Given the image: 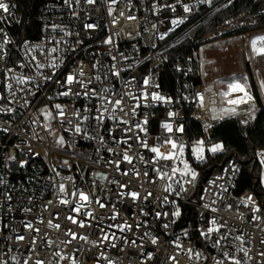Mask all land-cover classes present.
<instances>
[{
    "label": "built area",
    "instance_id": "built-area-1",
    "mask_svg": "<svg viewBox=\"0 0 264 264\" xmlns=\"http://www.w3.org/2000/svg\"><path fill=\"white\" fill-rule=\"evenodd\" d=\"M232 1L39 0L29 30L25 0H2L0 264H264V149L241 191L237 155L203 180L191 150L261 108L226 116L241 100L195 84L194 46L253 20L241 13L201 36Z\"/></svg>",
    "mask_w": 264,
    "mask_h": 264
},
{
    "label": "trees",
    "instance_id": "trees-1",
    "mask_svg": "<svg viewBox=\"0 0 264 264\" xmlns=\"http://www.w3.org/2000/svg\"><path fill=\"white\" fill-rule=\"evenodd\" d=\"M229 0H214L217 9L222 7ZM20 2V0H19ZM26 23L30 30L36 25L35 17L39 0H25ZM241 13L249 14L253 20L245 27L240 28L228 35L242 34L250 31L264 29V0H233L225 8L221 9L213 19L203 28L201 36L216 29L232 16ZM198 43L194 46L198 50ZM174 51L169 52L171 56ZM185 55L193 56V50L190 49ZM200 64L196 59L193 60V74H200ZM169 83L165 88L167 91L173 87L174 68L171 60L166 64L164 73ZM194 133L198 136L203 134V130L199 124L194 123ZM211 140H221L224 144V150L220 153L208 154L205 161L196 163V166L205 171L203 180H205L211 172L223 163L227 157L237 155L241 162V171L237 180V191H241L246 187H253L256 184L255 177L259 175L260 169L254 163L256 149H264V105L257 112L255 120L243 126L238 118H227L212 128Z\"/></svg>",
    "mask_w": 264,
    "mask_h": 264
},
{
    "label": "rangeland",
    "instance_id": "rangeland-1",
    "mask_svg": "<svg viewBox=\"0 0 264 264\" xmlns=\"http://www.w3.org/2000/svg\"><path fill=\"white\" fill-rule=\"evenodd\" d=\"M257 34H262V36H264V29L258 30ZM248 37L249 35H237V34L226 35V36L206 40L199 45L196 54L200 64V69H201L200 74L204 83L208 81V78H211L213 76L224 77L225 80H229V78L231 77L237 78L235 76L240 70V68L237 69L234 67L235 59L237 58L238 60H240L243 70H245L246 72L248 71L250 77L249 79H245V83H247L250 88L254 86V85L251 86V81L253 80L252 77L250 76L251 73H249L250 70H246L249 65L253 64L252 63L253 59H251L250 55H248L249 60L247 61L242 55L243 50H245V48L247 49V43L255 39V37L253 39L252 35H250L249 38ZM236 49L237 51H235ZM263 55H259L257 59V62H259L257 64L258 65L257 68L260 70L259 74L258 73L257 74L260 76L262 75V73L264 74V69H261L262 67L264 68ZM254 58H255V54H254ZM239 77L240 76H238V78ZM260 78H262V82H263L264 76H261ZM209 87L212 88L213 84H210ZM238 92L239 91L229 90L227 92V95L234 96ZM231 101L232 100H226L227 103H231ZM247 107L251 108L253 107V105L249 104L247 106H243L242 108H236V107L226 108L223 110V114L226 116L231 115ZM52 138L54 139V142L56 143L57 146L65 145L63 136L59 132L53 131ZM204 142L205 141L203 140V138H199L198 144L196 146H193L191 149L194 160L198 162L205 161L208 154L220 153L224 150V144L221 140L210 139L207 140L205 143ZM217 145L221 146L220 149L213 152L212 149ZM54 159L57 160L58 157L54 156Z\"/></svg>",
    "mask_w": 264,
    "mask_h": 264
},
{
    "label": "crops",
    "instance_id": "crops-1",
    "mask_svg": "<svg viewBox=\"0 0 264 264\" xmlns=\"http://www.w3.org/2000/svg\"><path fill=\"white\" fill-rule=\"evenodd\" d=\"M257 31L258 30L250 31V32L242 33V34H237V35H249V37H250V35H252L253 39L255 37V39L253 40V41H255V47L253 46V41L248 42L247 43V49L245 48V50H243L242 55L244 56L245 60H247V61L249 60L248 55H250L251 59H253V61H252L253 64L249 65L246 70H251V71H249V73H252V74H250V76L251 77L253 76L252 80L254 79V83H256V86L258 87V90L260 93V99L255 95L253 87L250 88L248 86V84L245 83V79H249L250 77H249L248 71L246 72L245 70H243L241 62L237 58L235 59V65H234L235 68H237V69L240 68L239 72L235 76L237 78L231 77V78H229V80H225L224 77L213 76L211 78H208V81L205 83L208 87L210 86V84H213V87L211 89L217 88V87H222L227 92L229 90L230 91H239L234 96L240 95L237 99L241 100V101L239 103L235 104V106H233V107L242 108L243 106H247L249 104L253 105V107H251V108L247 107L241 111L253 109L255 107V101L257 102V104L260 107H261V102L264 105V81L262 82V78H260L261 76H264V74L262 73L261 76L258 75L260 70L257 68V66H258L257 64L259 63V62H257L258 56L264 54V39H261V38H264V36H262V34H257ZM235 51H237V49ZM254 54H255V58H254ZM263 61H264V59H263ZM261 67H262V65H261ZM241 68H242V70H241ZM261 69H264V68L262 67ZM199 70L201 71V69H199ZM199 75L201 77V74H199ZM238 76H240V77L238 78ZM201 81H203L202 77H201ZM254 83H253V81H251V86H253ZM230 84L241 85L243 87V91H240L239 89H237L235 87L230 88L229 87ZM227 87H228V90H227ZM231 115H233V114H231Z\"/></svg>",
    "mask_w": 264,
    "mask_h": 264
},
{
    "label": "snow or ice",
    "instance_id": "snow-or-ice-1",
    "mask_svg": "<svg viewBox=\"0 0 264 264\" xmlns=\"http://www.w3.org/2000/svg\"><path fill=\"white\" fill-rule=\"evenodd\" d=\"M89 2H92V0H89ZM0 10H3L4 12H8V10H9V6H8L6 3H3L2 0H0ZM185 10L187 11V8H186ZM89 27H91V26H89ZM261 39H264V38H261ZM253 46L255 47V41H253ZM73 79H74V78H73L72 76H68V77H67V82H68V83H71V82L73 81ZM229 87H230V88L235 87V88L239 89L240 91H243V87H242L241 85H239V84H235V85L230 84ZM65 94H67V93H65ZM249 98H250V97H249ZM113 103L116 104V105H119V104L121 103V101L116 100V101H114ZM231 103H235V101H231ZM56 107L59 108L60 106L57 105ZM164 127H165L166 129H168L169 131L172 130V129H171V126L168 125V124H165ZM181 130H182V129H181ZM76 131L79 132L80 129L77 127ZM170 143L172 144V148L175 149V148L177 147V145H176L174 142H170ZM145 147H147V145H145ZM220 147H221L220 145H217V146H215V147L212 149V151L215 152V151L219 150ZM151 151H152L153 153H156V155H157L159 158H162V159H171V158H172L171 154L164 155V154L160 153L159 149L156 148V147H152V148H151ZM181 151H183L182 148H181ZM124 159H125V160H129V162H130V158H129L127 155L124 156ZM174 171H175V170H174ZM195 175H196V174L193 172V173H192V177H193V179L195 178ZM161 178H162V177H161ZM61 190H63V186H61ZM132 195H133V197H135L137 194H136V193H132ZM80 199H81V200H87L88 198H87L86 195H84L83 193H81V194H80ZM101 207H103L102 204H101ZM75 210H76V211H79L78 208L75 209ZM178 214H179V213L177 212L176 215H178ZM158 215H159V214H158ZM70 218H71V217H70ZM73 222H76V221L73 220ZM81 226H83V225L81 224ZM57 227H59V226L57 225ZM21 239H23V237H21ZM153 242H155V241H153ZM37 264H40V262L37 261ZM237 264H239V262H237Z\"/></svg>",
    "mask_w": 264,
    "mask_h": 264
},
{
    "label": "water",
    "instance_id": "water-1",
    "mask_svg": "<svg viewBox=\"0 0 264 264\" xmlns=\"http://www.w3.org/2000/svg\"><path fill=\"white\" fill-rule=\"evenodd\" d=\"M252 78H253V76H252ZM200 82H201V77L200 76L196 77L195 84H198ZM253 83H254V79H253ZM253 89H254L255 95L260 99V93H259L258 87L256 86V83H254ZM261 106H263L262 102H261ZM210 133H211V135L213 134L212 130L210 131Z\"/></svg>",
    "mask_w": 264,
    "mask_h": 264
},
{
    "label": "bare ground",
    "instance_id": "bare-ground-1",
    "mask_svg": "<svg viewBox=\"0 0 264 264\" xmlns=\"http://www.w3.org/2000/svg\"><path fill=\"white\" fill-rule=\"evenodd\" d=\"M238 96H239V95H237V96H234V97H232V98H229V99H227V100L238 101V99H237V98H238Z\"/></svg>",
    "mask_w": 264,
    "mask_h": 264
}]
</instances>
